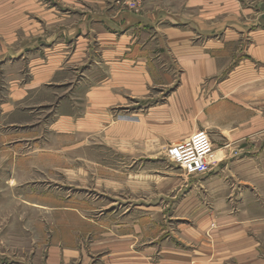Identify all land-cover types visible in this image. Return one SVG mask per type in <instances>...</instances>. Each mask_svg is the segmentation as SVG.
<instances>
[{
  "label": "rangeland",
  "instance_id": "374dc122",
  "mask_svg": "<svg viewBox=\"0 0 264 264\" xmlns=\"http://www.w3.org/2000/svg\"><path fill=\"white\" fill-rule=\"evenodd\" d=\"M212 41L220 69L197 84ZM130 48L153 78L135 99L112 79ZM214 79L264 106V0H0V264H264V134L208 124ZM136 102L165 126L154 111L145 148L117 147ZM192 125L213 142L204 175L168 156L167 130Z\"/></svg>",
  "mask_w": 264,
  "mask_h": 264
},
{
  "label": "crops",
  "instance_id": "0c3cea01",
  "mask_svg": "<svg viewBox=\"0 0 264 264\" xmlns=\"http://www.w3.org/2000/svg\"><path fill=\"white\" fill-rule=\"evenodd\" d=\"M213 43L209 42V49L208 53V60L204 63H199L193 69L194 79L197 77V80L200 81L201 77H216L217 71L220 69L215 61V51L217 49L225 48L224 44H218L215 41ZM134 48V46H133ZM128 61L123 63L124 67H121L125 73L123 81H120V69L118 73V77L116 78V73L113 74V85L125 86L128 92L131 94L133 99L138 98L139 96H145L149 92V87L153 84L152 72L151 68L149 67V63L147 61L140 60L136 62L135 52L132 49H128ZM213 53V54H212ZM140 57V56H139ZM167 74H165L166 78ZM164 78V80H165ZM196 83V82H195ZM193 83V85H195ZM199 84V82L197 83ZM161 86H168L166 84H160ZM169 87V86H168ZM184 88L182 91L178 87H170V98L173 100L171 103L172 108L170 110L174 111V117H178L177 111L178 103L177 99L182 96V92L185 90ZM229 90V91H228ZM121 91V89L119 90ZM168 91V90H166ZM235 92L240 91L238 97L233 98L230 96V93H233V89L230 86H227L225 83L216 85V79L213 82H209L208 84V103L207 107V120L208 124H213V126H227V125H237L238 127L235 128V133L237 137L230 141V143H237L241 142L242 140H246L250 138L251 135L255 134H264V106L261 103L260 109L258 108L257 99L259 96L249 95L248 86L245 88H240V90H234ZM199 95V92H198ZM112 96V104L117 103L119 104L121 101V96L118 93L116 96L114 92L111 94ZM169 98V97H168ZM199 99V97H197ZM256 99V100H255ZM110 100V101H111ZM124 100V99H122ZM103 101V100H101ZM192 110L198 111L197 114L199 115V100L198 102L196 99H192ZM255 102V105L251 103ZM136 106L128 107L127 114H120L119 107L117 108V115L118 118L113 120V125L111 129L113 143L117 145V147L124 146L133 148V149H141L145 148V140L149 135H151L152 129V119L153 117L157 120H160L159 127L162 128L164 125L163 118L164 112H166L167 108L162 107V104H149L146 106L145 102H136ZM231 103V104H229ZM235 104L239 107V120L234 121L231 120V115L236 111V106L231 105ZM159 106V107H158ZM2 110V106H0ZM6 109V107H5ZM263 110V111H261ZM153 117L151 116L152 112ZM122 115V116H120ZM199 117L196 120L197 127L199 126ZM167 119V117H165ZM167 125V124H166ZM199 128L192 127L183 128L176 126L175 128L170 127L167 130V138L166 141L173 143L180 142L188 137H190L195 130ZM2 131V130H1ZM0 131V133H2ZM211 136V135H210ZM5 143L0 141V148ZM227 145V144H226ZM125 147V146H124ZM225 148V147H223Z\"/></svg>",
  "mask_w": 264,
  "mask_h": 264
},
{
  "label": "built area",
  "instance_id": "2783aa9c",
  "mask_svg": "<svg viewBox=\"0 0 264 264\" xmlns=\"http://www.w3.org/2000/svg\"><path fill=\"white\" fill-rule=\"evenodd\" d=\"M213 142L206 130H197L190 137L171 145L168 156L188 175H204L211 169Z\"/></svg>",
  "mask_w": 264,
  "mask_h": 264
},
{
  "label": "bare ground",
  "instance_id": "6f19581e",
  "mask_svg": "<svg viewBox=\"0 0 264 264\" xmlns=\"http://www.w3.org/2000/svg\"><path fill=\"white\" fill-rule=\"evenodd\" d=\"M123 50V49H122ZM126 51V50H125ZM142 257V256H141Z\"/></svg>",
  "mask_w": 264,
  "mask_h": 264
}]
</instances>
